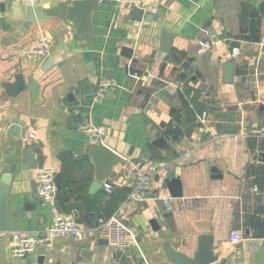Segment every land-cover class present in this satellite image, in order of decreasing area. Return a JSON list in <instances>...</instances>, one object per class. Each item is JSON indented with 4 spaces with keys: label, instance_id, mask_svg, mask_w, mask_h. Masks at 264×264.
<instances>
[{
    "label": "crops",
    "instance_id": "1",
    "mask_svg": "<svg viewBox=\"0 0 264 264\" xmlns=\"http://www.w3.org/2000/svg\"><path fill=\"white\" fill-rule=\"evenodd\" d=\"M63 1L35 0L36 20L27 24L28 2L0 0V172L7 163L21 167L10 189L17 221L12 231L0 232V264H174L165 244L192 256L201 233L213 238L219 255L213 264H260L264 0H128L158 13L156 20L139 22L131 21L134 8L124 1L99 0L83 45L69 23L43 13ZM162 29L173 34L166 52L160 50ZM40 37L48 43L47 55H16ZM200 42L210 43V49L199 53ZM123 46L132 48L131 58L123 56ZM228 62L235 68L232 81L225 83ZM16 73H22L26 87L10 97L2 83L13 81ZM101 79L115 86L94 100ZM70 119L77 128L68 126ZM12 124L19 137L11 135ZM85 124L102 125L103 142L124 157L106 181L110 192L89 193L94 166L87 153L92 143L80 129ZM162 135L165 145H154ZM28 152L33 153L31 167ZM40 156L42 167L60 175L53 201L37 194ZM149 164L159 167L151 180L157 198L129 201L118 210L134 236L131 246L118 249L87 233L54 236L50 246H37L21 259L9 255L12 232L44 236L56 213L89 227L110 217L132 186L131 170ZM169 170L179 177L178 197L162 187ZM161 197L171 198L170 210ZM231 231L241 240L233 243ZM82 249L89 254L82 255Z\"/></svg>",
    "mask_w": 264,
    "mask_h": 264
},
{
    "label": "water",
    "instance_id": "2",
    "mask_svg": "<svg viewBox=\"0 0 264 264\" xmlns=\"http://www.w3.org/2000/svg\"><path fill=\"white\" fill-rule=\"evenodd\" d=\"M2 5L3 4L1 3L0 7H2ZM99 7V0H65L58 3V5L55 7L44 10L43 13L50 16L59 17L69 23L74 29L77 43L79 45H83L86 42L87 36L91 29V17L94 12L99 10ZM36 12L37 11L32 5H27L25 7V22L27 24L35 22L37 14ZM157 16V12L151 13L149 11L146 12L142 9L134 8L131 12L130 19L131 21L139 22L143 18L156 20ZM12 38L13 35H10V37L8 36L4 41H8ZM160 38V50L166 52L173 38V34L162 29L160 31ZM4 41L2 43H5ZM15 42L16 41L14 40L10 43ZM121 52L123 56L131 58L133 50L131 47L123 46ZM47 63H51V59H49ZM91 66L92 64L89 63V65H86V68L91 69ZM234 68V62H228L223 65V81L225 83H230L232 81ZM2 86L5 90V93L10 97L17 96L26 87L22 73H16L14 75L13 81H5L2 83ZM71 89V87L68 89V98L72 97ZM68 126L71 129L77 128V124H75L72 119L68 121ZM10 129L14 130L11 132V135L16 137L20 136V132L18 131V127L16 125L12 124ZM191 129L192 126L189 125L185 128L184 133L189 135ZM153 144L158 147L165 145L163 135L154 140ZM87 153L91 163L94 166L93 180L89 186V193L93 194L96 191L103 189L107 179L113 175L115 167L124 162V157H122L118 152L114 151L104 142H98L96 144L90 145ZM32 157L33 153H26L28 167H31ZM41 160L42 156L39 157L38 168L42 167ZM20 171L21 167L19 164L7 163L5 165V170L0 172V232L12 231L13 225L17 221V215L12 212L10 206V189L13 185L15 174L19 173ZM155 177L156 179H159V174H157ZM55 180L57 189H60L61 179L59 174L56 175ZM161 182L162 187L167 188L171 197H178L181 195L180 180L174 171H166ZM262 196L264 200V192ZM58 211L61 212V210ZM103 242L106 243V239H104ZM99 243H102V241H99ZM165 252L167 257L174 264H213L219 258L218 253L215 252L212 236L206 233L199 234L197 247L192 256H188L185 253L176 250L169 242L165 244ZM81 254L87 256L89 254V250L82 249ZM128 255L129 252H127V256ZM60 264L67 263L62 262ZM260 264H264V248L261 251Z\"/></svg>",
    "mask_w": 264,
    "mask_h": 264
},
{
    "label": "built area",
    "instance_id": "3",
    "mask_svg": "<svg viewBox=\"0 0 264 264\" xmlns=\"http://www.w3.org/2000/svg\"><path fill=\"white\" fill-rule=\"evenodd\" d=\"M22 2H28L33 5L35 0H20ZM124 1L128 7L138 8L146 10L143 2L135 4L128 0ZM149 12L155 13L156 9L151 7ZM211 44L207 42H200L199 53H203L210 49ZM49 53V46L45 38L40 37L36 40L35 44L28 47H20L16 50L18 57L26 58H40ZM115 86L113 80L101 79L93 99H101L109 87ZM205 116V113L203 114ZM203 119V118H202ZM81 131L87 136L88 140L92 144L103 142L106 134L105 128L102 125L85 124L81 126ZM33 135L30 134L29 137ZM159 167L156 164H149L145 168L134 167L130 174L132 178V186L126 195L125 200L120 204L119 208L108 218H99L97 224L94 227L81 226L74 218L65 217L60 213H56L50 225L45 229V235H33L28 233H11V244L9 245V255L15 258H24L32 253L37 246H50L54 236H68L72 235L77 238H82L87 233H95L98 236L105 238L109 245L118 248L126 249L134 242V236L130 230L123 223L118 215V210L124 208L129 201L144 202L148 199H156L157 195L153 192L151 186V180L155 173H157ZM56 171L52 167H41L37 172V194L47 200L53 201L57 195L56 186ZM106 192H110L111 186L105 183L103 186ZM164 207L168 210L171 209V198H160ZM230 239L233 243L241 240V236L238 231L230 232Z\"/></svg>",
    "mask_w": 264,
    "mask_h": 264
}]
</instances>
